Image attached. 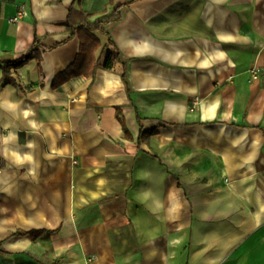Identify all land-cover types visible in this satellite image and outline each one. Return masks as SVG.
I'll use <instances>...</instances> for the list:
<instances>
[{
	"label": "crops",
	"instance_id": "0c3cea01",
	"mask_svg": "<svg viewBox=\"0 0 264 264\" xmlns=\"http://www.w3.org/2000/svg\"><path fill=\"white\" fill-rule=\"evenodd\" d=\"M74 4L124 5L121 62L54 89ZM37 38L0 85V264H264V0H0V62Z\"/></svg>",
	"mask_w": 264,
	"mask_h": 264
},
{
	"label": "trees",
	"instance_id": "16d2710c",
	"mask_svg": "<svg viewBox=\"0 0 264 264\" xmlns=\"http://www.w3.org/2000/svg\"><path fill=\"white\" fill-rule=\"evenodd\" d=\"M123 7L124 5H121L113 11L107 12L102 17L93 21L90 20L91 16L88 13L80 9L78 10L75 4L70 7L68 14L69 17L66 22L67 29H69L71 37L78 36L81 43V47L79 54L76 56V61L71 66H69L66 71L57 75V77L53 81L52 87L54 89L62 88L63 85L67 84V82L75 78L94 77L96 74V69L100 66L109 69L112 68L115 63L121 62L119 50L115 43L111 41V39L108 40L110 47L108 57L104 60V62H102L100 58L97 59L95 54L101 48L102 42H100V39L97 37L95 32H104L105 26H107V24L121 21L123 17ZM33 45L34 46L32 47V49L27 54H24L21 58L17 60L0 62V70L3 74V77L0 81V85L4 84L5 86H17V81L15 80L12 74L13 71L19 70L33 61L39 63L42 62L43 53L49 51V49L44 47L40 43V40L38 38L36 39ZM122 70L123 80L127 82L126 70L124 67ZM116 113L117 118L124 129L126 137L132 139L130 130L126 126L122 111L117 108ZM156 134V130L144 133L139 139L140 143L147 141L148 138L153 137V135ZM18 234L27 235L28 233L20 231L18 232ZM30 234L33 235L34 233L31 232ZM1 252L6 253V251L0 246V253Z\"/></svg>",
	"mask_w": 264,
	"mask_h": 264
},
{
	"label": "built area",
	"instance_id": "2783aa9c",
	"mask_svg": "<svg viewBox=\"0 0 264 264\" xmlns=\"http://www.w3.org/2000/svg\"><path fill=\"white\" fill-rule=\"evenodd\" d=\"M26 16V12L24 9H22L16 16H14L11 21L14 23L19 22L23 17Z\"/></svg>",
	"mask_w": 264,
	"mask_h": 264
}]
</instances>
